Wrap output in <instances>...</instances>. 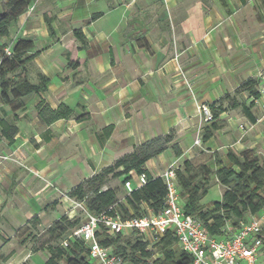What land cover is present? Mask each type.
Instances as JSON below:
<instances>
[{
	"label": "crops",
	"instance_id": "obj_1",
	"mask_svg": "<svg viewBox=\"0 0 264 264\" xmlns=\"http://www.w3.org/2000/svg\"><path fill=\"white\" fill-rule=\"evenodd\" d=\"M208 1L214 7L206 10ZM99 13L103 15L92 21V16ZM223 17L217 0H36L12 28L11 36L15 42L33 40L40 51L35 63L51 80L42 98L53 108L65 103L91 118L83 123L60 120L44 127L37 115H30L28 104L17 112L20 121L15 143L10 145L0 137V156L10 157L0 160V224L15 230L34 216L42 219L46 212L41 201L49 183L57 190L56 182L71 176L72 171L81 173V180L88 179L134 147L172 130L183 156L177 158L169 149L150 160L146 168L154 177L171 167L178 168L185 160L202 164L205 155L227 149L224 129L208 141L202 138V145L196 144L210 126L201 107L221 99L250 78H258L264 91V77H260L264 76V62L249 52L246 69L239 74L244 63L237 46L196 43L197 36L208 40L214 35ZM46 18L53 20L54 41ZM73 26L81 28L89 40L83 54L88 66L82 74L68 77L65 54L73 44ZM57 52L61 55L58 61L54 57ZM229 68L234 70L226 72L231 79L222 81V70ZM260 94L259 101L264 102V92ZM231 112L221 115L230 126L234 124L228 120ZM258 122L250 123L251 127ZM109 126L114 130L105 138L103 130ZM45 132L48 135H42ZM72 147L74 153L68 159L81 155L83 148L90 151L89 156L78 157L84 166L82 171L72 164L60 167L67 160L60 158L61 150ZM231 147L239 149L236 142ZM30 254L19 249L6 264L24 262Z\"/></svg>",
	"mask_w": 264,
	"mask_h": 264
},
{
	"label": "trees",
	"instance_id": "obj_2",
	"mask_svg": "<svg viewBox=\"0 0 264 264\" xmlns=\"http://www.w3.org/2000/svg\"><path fill=\"white\" fill-rule=\"evenodd\" d=\"M35 2L36 0H9L7 10L0 13V52L4 54L3 50L7 46L12 49V55H4L0 67V109L9 107L13 113L0 114V137L10 145L15 143L19 133L17 124L20 118L17 112L26 109V101L32 96L39 98L34 109L42 126L50 127L60 120L83 123L91 118L90 114H79L65 103L53 108L42 98V95L48 92L51 80L35 63L40 51L36 50L33 40L3 42L11 37L12 28ZM102 15H93L92 21ZM46 25L50 38L54 41L56 31L53 20L46 18ZM71 30L74 40L65 54V59L67 68L77 76L87 69L88 59L83 54L89 48V40L81 28L73 26ZM32 70L36 71L35 81L29 77ZM22 73L24 76L21 78ZM16 77L19 79L15 80ZM241 93H245L250 99L248 104L236 98ZM260 98V80L250 78L236 90L234 96L227 94L208 104L212 119L209 121L210 126L205 128L204 141L213 138L216 132L223 128L224 120L221 115L229 111L240 109L251 124H256L258 118L253 109ZM79 107L83 109L82 106ZM113 130V126L106 127L102 136L109 138ZM169 149L177 158L183 156L175 130L134 147L130 153L120 157L112 165L69 190L67 197L84 203L88 212L95 216L107 215L127 221L151 214L159 215L166 207L168 186L161 176L154 177L146 168V164ZM226 157L229 165L224 164L218 156L215 157L216 170L207 163L196 164L191 160H185L176 169L177 187L185 214L197 218L216 238L230 237L242 224L264 213V160L261 162L251 157L249 152L237 153L233 150H229ZM132 173L138 176L146 175L147 183L141 187L134 185L133 191L128 193L124 189L126 182L133 180ZM213 175L224 191L221 201L207 208L202 204V200L208 195ZM118 179H122L121 185L112 187L111 182ZM28 223L37 229L41 219L34 216ZM82 225V219L79 217L62 216L41 235L35 237L36 244L32 253L46 252L48 259L44 264H97L90 256L89 244L74 235ZM125 233L112 234L101 226L96 232V238L102 246L110 248L127 264H193L191 256L180 248L178 238L171 230L153 242L137 231L131 233L139 234L140 237L130 241L124 237ZM262 240L264 251V227ZM156 254H159L157 258ZM7 260L8 256L0 255V264Z\"/></svg>",
	"mask_w": 264,
	"mask_h": 264
},
{
	"label": "rangeland",
	"instance_id": "obj_3",
	"mask_svg": "<svg viewBox=\"0 0 264 264\" xmlns=\"http://www.w3.org/2000/svg\"><path fill=\"white\" fill-rule=\"evenodd\" d=\"M8 2L9 0H0V13H3L7 10ZM217 4L224 10V17L220 20V25L215 28L214 35L209 37L208 40L200 36L195 37L196 43L200 45L205 44L209 47L222 48L224 46L228 47V45L229 47L237 46L239 50V59L244 63L242 65V68H239V74H241L246 69V58L248 57L249 52L250 54L251 52L255 53L256 60L260 59L264 62V0H217ZM211 7L213 8L214 4H210L208 1V3L206 4V10L210 9ZM33 11L35 10H32V12ZM12 33H14V30H12ZM175 39L177 40V42L179 41L178 38L173 37L174 42ZM3 42L15 43L13 36H11L9 39L3 40ZM241 44H246V47H239ZM54 57L58 61L61 58V55L57 52ZM63 68L65 70L64 66ZM221 70L222 69H217L218 72H220ZM69 71L70 72H68V77L74 76V72L71 70ZM230 71L233 72L234 70L231 68L222 70L223 76L220 77L222 81L231 79L229 74ZM23 76L24 74L22 73L20 77L22 78ZM29 77L31 78V80L35 81L36 71L32 70L29 74ZM18 79V77L15 78V80ZM241 82L237 87H235L234 90H232L228 94L234 96L236 90L245 82V80L243 83ZM236 98L241 102H247V104L250 102V99L245 93H241ZM38 101V97L35 96L28 98L26 101V103L29 105V110L31 112L30 115L32 117H34V115H37L33 106ZM5 112L7 114H13L10 111L9 107L2 108V110L0 109V114L7 115L5 114ZM253 112L259 120L258 124L254 127H251L250 122L243 117L242 111L240 109L231 112L228 120L234 121V124L231 123L232 125L230 126V124L227 123L226 120H224V126L222 128L224 129L223 135H228V142L225 144L228 146V148L213 155H205L201 161L204 164L207 163L209 165H212V168L216 170L217 167L215 163V157L218 156L223 160L224 164L229 165V161L226 155L229 150H233L237 153L249 152L251 157L257 158L262 162L264 160V117L257 103L256 107L253 109ZM26 117L30 118V116L28 115H26ZM209 121H207L206 124H208ZM240 126H244V129H240ZM38 130L39 128L36 131L39 132ZM49 132L42 133V135H48ZM204 132L205 129L201 134L202 137L204 136ZM235 142L238 143L239 149L231 147V145ZM72 153H74V147H72L71 149L67 148L61 150L60 158L62 159V161H64L65 159L67 160H65L62 164L59 163L60 167L64 168L66 165L72 164L74 168H80L82 171L84 166L82 165V163H80L78 157L82 158V156L84 155L89 156L90 151L86 148H83L81 155L78 154L77 157L68 159L72 155ZM83 177L84 176L81 173L74 174V171H72L71 176L68 175L66 176V178H64V180L56 182L58 183L57 190H55L52 183H49V186H47V195L41 201V208L46 213L45 215L42 214L43 217L41 219V224L38 225L37 229H34L33 226L29 223H26L23 227L15 230H11L10 228L2 226L0 224V231L2 232V234H0V255L8 256L9 259V257L15 254L19 249H25L31 252L30 258L26 259L24 262L15 260L7 264H44L48 259V254L46 252L42 251L35 254L32 253V248L36 244L35 237L41 235L55 221L59 220L64 215H67L70 218L79 217L82 219V222H84L88 212L86 205L67 197L68 191L76 187L80 181H83L81 180ZM121 182L122 179L114 180L110 185L112 187L120 186ZM223 191L224 188L217 183V179L215 175H213L211 180V188L209 189L208 195L202 200V204H204L205 206H210L217 201H221ZM12 202L13 201L9 203ZM30 204L33 206L32 202ZM256 218L260 219L261 224L264 227V213L260 216H256ZM124 237L127 240L134 241L140 236L139 234L135 235L131 232H126ZM146 239L152 240V236L148 234ZM158 256L159 254L155 255L156 258ZM259 263L264 264V251H262L260 254ZM3 264H6V262Z\"/></svg>",
	"mask_w": 264,
	"mask_h": 264
},
{
	"label": "built area",
	"instance_id": "obj_4",
	"mask_svg": "<svg viewBox=\"0 0 264 264\" xmlns=\"http://www.w3.org/2000/svg\"><path fill=\"white\" fill-rule=\"evenodd\" d=\"M3 52L4 54L0 52V67L4 55H12L11 46L5 47ZM263 92L260 89V93ZM256 103L264 117V102L257 100ZM201 110L207 121L212 119L208 106H202ZM240 129L243 130L244 126H240ZM202 138L197 139L196 144L202 145ZM9 158L7 155L0 156L2 161ZM176 169L171 167L161 175L169 192L166 207L159 215L151 214L122 221L120 218L95 216L87 212L82 227L74 235L83 238L89 244L91 258L97 264H127L121 256L97 241L96 232L104 226L112 234L137 231L145 237L149 234L154 240L171 230L178 238L180 248L191 256L193 264H259L263 249V226L260 219L253 217L230 237H213L197 218L185 214L177 187ZM131 175L133 180L125 184L128 193L133 191L134 185L141 187L147 183L146 175L138 176L134 173Z\"/></svg>",
	"mask_w": 264,
	"mask_h": 264
}]
</instances>
